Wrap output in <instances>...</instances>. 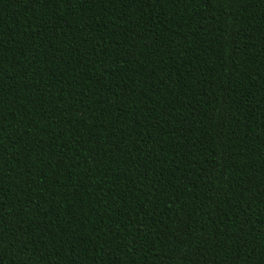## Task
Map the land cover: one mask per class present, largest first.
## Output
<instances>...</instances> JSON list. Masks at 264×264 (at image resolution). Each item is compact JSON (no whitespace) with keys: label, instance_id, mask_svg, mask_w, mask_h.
Returning <instances> with one entry per match:
<instances>
[{"label":"trees","instance_id":"trees-1","mask_svg":"<svg viewBox=\"0 0 264 264\" xmlns=\"http://www.w3.org/2000/svg\"><path fill=\"white\" fill-rule=\"evenodd\" d=\"M0 264H264V0H0Z\"/></svg>","mask_w":264,"mask_h":264}]
</instances>
